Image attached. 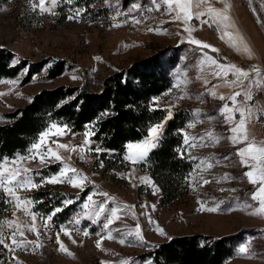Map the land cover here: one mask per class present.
I'll list each match as a JSON object with an SVG mask.
<instances>
[{"label": "rangeland", "instance_id": "rangeland-1", "mask_svg": "<svg viewBox=\"0 0 264 264\" xmlns=\"http://www.w3.org/2000/svg\"><path fill=\"white\" fill-rule=\"evenodd\" d=\"M96 1L89 11L73 7V2L66 0L53 9L55 14H39L32 10L29 0H0V46L13 50L33 65L47 59L65 60L68 63L63 74L56 79H49L45 69L27 83L24 82L25 72L14 79H0V124L6 123V113L25 106L43 90L68 85L87 86L91 91L99 92L107 77L130 68L136 61L159 50L168 49V54H178L169 72L172 84L169 90L155 99V106L165 111L171 108L173 115L179 110H189L184 133H187L190 142L192 137H206L208 132H214L221 139L219 143L212 144L206 137L203 144L197 140L195 147L184 145L194 163L191 173L195 171L196 179L193 180L189 175L186 194L179 201L162 206L161 189L152 179L147 163L151 153L159 147L146 160L133 164L124 160L127 149L122 155L105 152L92 140L93 135L88 137L86 133L93 131L92 125L82 133L69 132L63 137H50L49 145L53 148L54 140L69 145H83L85 140H89L92 149L100 148L102 151L70 153L61 149L59 152L64 163L46 161L45 165H41L37 159L25 161L23 166L32 169L35 181L40 183L41 177L58 174L66 163L87 176L83 191L67 182L45 183L38 189L22 190L18 195L34 200L32 195L35 192L49 189L56 193L74 195L75 199L83 194L85 197L70 220L56 225L52 219L48 221V228L43 227L41 217L46 218L50 214L36 210V203L31 205L30 210L39 214L36 223L41 235L37 240L34 232L27 231V226L31 224L30 217L22 210H15L14 204L9 203V198L0 191V224L4 220L16 221L24 231V236L18 235V239H27L41 245L38 248H17L14 251L0 245V264H119L121 260H127L129 264H154L152 260L142 258V255L173 238L194 235L215 239L234 237V255L224 264H264V214H252L258 207V203L250 199L254 186L243 176L248 169L237 163L238 157L235 155L236 147L243 145L233 146L226 138L230 135L227 131L229 125L223 123L219 114V108L225 102L230 106L231 103L220 101L210 94L212 86L221 81L210 74L207 63L200 64L204 59L201 50L188 42V33L184 31L183 23L165 14L163 7L159 12L149 13L146 8L150 6L151 0ZM133 3L140 4L141 9L129 12ZM210 3L216 8L223 7V0H210ZM228 3L231 5L229 15L234 22V29L230 30L243 37L251 49V57L221 39V33L214 25L193 20L189 25L195 28L191 33L192 38L217 49L216 52L204 49L203 53L219 62L235 64L244 69L258 66L264 74V0H228ZM77 8L82 10L80 14L75 15L74 19H68ZM117 11L125 15L117 17ZM133 17L141 22H132ZM177 83L179 87H176ZM235 90L238 89H215L217 97H227ZM257 93H261L262 98L253 100ZM253 99L249 103L255 109H264V90L254 89ZM236 118L239 119L238 114ZM171 119L167 120L164 132ZM190 123L195 126L188 127ZM248 130L251 137L264 141V115L259 119L254 117L248 124ZM104 153L120 168L106 171L105 163L100 160ZM225 156L228 159H223ZM208 157L215 158L208 161L212 163V168L208 169L203 164L198 169L197 164ZM101 162L103 167L100 166ZM54 166L57 167L55 171L52 170ZM36 172L40 174L35 175ZM201 177L209 183L203 184ZM141 178H146L150 183L142 182ZM191 184L196 185L195 190ZM100 192L107 193V197L97 194ZM89 195L97 203L103 202L108 209L119 207L120 219L111 226L114 239H107V232L102 227L105 222L103 215L99 221L84 218L82 205ZM198 201L204 202L206 207H216L217 210L212 212L202 209ZM77 218H80L78 225L74 224ZM137 224L140 225L143 241L135 236H126L125 243L121 244V235L134 231ZM60 228H68L71 232V238L63 233L59 237L73 254L71 256L59 251L56 233ZM159 229L163 230V234ZM10 231L4 229L6 237ZM84 232H88V235L85 236ZM102 236L105 238L101 248H97V241ZM72 240L76 243H72ZM246 242H250L248 253L240 254L238 247ZM6 243L11 241L6 239Z\"/></svg>", "mask_w": 264, "mask_h": 264}, {"label": "trees", "instance_id": "trees-1", "mask_svg": "<svg viewBox=\"0 0 264 264\" xmlns=\"http://www.w3.org/2000/svg\"><path fill=\"white\" fill-rule=\"evenodd\" d=\"M72 2L73 7L89 11L97 1ZM177 57V53L168 54V49L159 50L107 77L99 92H93L87 86L68 85L43 90L25 106L4 115L6 123L0 124V157L26 154L31 143L53 122L67 124L71 133H82L92 125V140L105 152L122 155L128 143L142 141L150 125L165 119L166 111L157 108L154 100L170 89L169 72ZM67 66L65 60L55 59L33 65L13 50L0 46V79H14L25 72L24 82L27 83L43 69L49 79H56ZM189 115L187 109L173 115L159 148L147 160L150 175L162 192V206L179 201L188 191V178L194 163L185 151L183 134ZM180 151L184 153L183 158ZM100 160L105 163L106 171L120 168L106 153ZM56 169V166L52 167V170ZM32 197L36 210L42 213L51 214L55 208H62L53 217L54 223L59 225L75 215L85 195L75 199L74 195L46 189L35 192ZM66 199L75 200L65 206ZM233 239L202 235L176 237L142 258L152 260L154 264H224L234 255Z\"/></svg>", "mask_w": 264, "mask_h": 264}, {"label": "snow or ice", "instance_id": "snow-or-ice-1", "mask_svg": "<svg viewBox=\"0 0 264 264\" xmlns=\"http://www.w3.org/2000/svg\"><path fill=\"white\" fill-rule=\"evenodd\" d=\"M69 3L72 0H68ZM30 6L33 11H38L39 14L51 13L53 9L59 7L63 0H29ZM141 5L133 3L129 12L138 11L141 9ZM163 7L165 14L172 17L174 21H180L184 25V31L188 33V42L190 44L198 46L201 50L204 59L200 61L201 65L207 63L210 74L217 78L221 83L214 84L212 86L213 90L211 95L218 98L220 101H230L231 106L228 102H225L222 107L219 108V114L223 118V123L229 125L227 131L230 133L226 138L232 143L233 146L243 145L242 147H236L235 155L238 157L237 163L246 169L243 176L247 178V181L254 186V190L251 193L250 199L258 203V207L252 214H264V141H257L248 130V124L255 117L259 119L261 115H264V109H255L249 102L253 99V90L261 89L264 90V74L258 66H253L250 69H244L235 64L221 63L213 57L203 53L204 49H211L213 52L218 51L213 48L210 44L202 42L198 39H194L191 36L192 31L195 30L194 27H189L190 23L195 20L199 21L201 24H207L209 26H215L216 30L221 33V39H225L227 43L237 51H242L251 57V49L248 47L247 43L244 41L243 37L236 31L230 30L234 29V22L231 20L229 11L231 5L228 0H223V7L216 8L210 3V0H151V4L146 8V11L151 13L153 11L159 12ZM82 10L76 9L74 15H69L68 19H74L75 15H79ZM125 15L124 12L117 11L116 16ZM148 17H145L147 19ZM115 19V17H114ZM132 22L140 23L141 21L132 18ZM149 31H158L155 29H149ZM98 59V58H97ZM232 79H229V77ZM74 79L76 77H73ZM208 81L205 80V84ZM177 83L176 87H179ZM221 87H228L232 89H238L233 91V93L227 97L224 95H219L217 97V92L215 89ZM184 98V97H180ZM241 98V99H238ZM154 103L156 101L154 100ZM155 110V109H153ZM167 118L161 122L154 123L147 128V134L145 138L137 143H128L126 145L127 154L124 156V160L130 161L133 164L139 163L147 159L149 154L159 147L163 136H164V126L168 119L173 116L171 108L166 109ZM239 115V119L236 115ZM194 123H190L188 127H194ZM70 132V128L67 124H58L56 122L51 123L46 127V130L42 131L38 138L31 143L28 149L27 155L17 154L14 157H0V191L6 194L9 198V203L14 204V209L19 211L22 210L24 214L31 219V224L27 226V231L34 232L37 236V240L41 235L40 230L37 226L38 213L30 210V206L35 203L29 197H21L18 195L19 192L30 191L33 189H38L42 184H62L67 182L72 187L80 189L83 191L86 182L88 180L87 176L81 174L77 169L72 168L70 165L64 164L58 174H53L50 177H41V182L37 183L34 179L33 170L24 167L23 162L29 160H39L41 165H45L46 161L61 162L64 163V158L60 155L59 150L63 149L68 152H101L102 149L95 148L92 149L89 140H85L83 145H69L67 143H59L58 141H52L55 148L49 145V138L52 136L63 137ZM88 137L94 135L93 131L86 133ZM183 144L189 147H195L197 140L202 144L205 138H208V142L215 144L219 143L221 137L216 135L214 132H208L205 136L192 137L191 142L188 138L187 133H184ZM180 156L183 158L184 153L179 152ZM195 159V158H193ZM214 157H208L200 164H197V168H201L203 164L207 165V168H212V163L208 161L214 160ZM223 159H228L227 156ZM103 167V163L100 164ZM36 172L35 175H39ZM192 179H196L195 171L190 173ZM231 177H225V179H230ZM203 184H208L207 179H203ZM142 182H148L146 178H141ZM193 190H195L196 185L191 184ZM101 196L107 197V193H97ZM202 209L207 211H216V207H206L205 203L198 201ZM65 206L74 203L73 200L68 199L64 202ZM251 207V205H247ZM85 210L83 213L84 218L92 219L94 221H99L100 217L103 215L105 217V222L102 227L107 232V239H114L112 236L111 226L115 221L120 219L118 212L119 207L108 209L103 202L97 203L93 200V196L89 195L87 201L82 205ZM154 207V206H153ZM62 211V208L57 207L54 211L48 215L46 218L41 217L43 220V227L48 228V221H51L56 213ZM151 222V218L149 217ZM80 218L74 221V224H79ZM4 229L11 230L7 237L5 236ZM79 231V229H77ZM119 231V229H117ZM160 233L163 234V230L159 229ZM60 233L71 238V232L68 228H60L56 233L57 243L59 244V251L66 253L67 255H73L65 247L64 243L60 241ZM85 236L88 232L83 233ZM24 236V231L21 225L13 220H4L3 224H0V245L4 248L14 251L17 248L27 250L29 247L38 248L41 245L38 242L28 241L27 239H18ZM126 236H135L138 240L143 241V236L141 235L140 225L137 224L134 231H128L123 233L119 239L121 244L125 243ZM105 237L102 236L101 240L97 241V248H101L102 241ZM6 239H9L11 243H6ZM72 243H76L72 240ZM250 247V242H246L238 247V252L240 254H247ZM103 250V249H102ZM103 264V262H102ZM119 264H129L127 260H121ZM150 264V262H149Z\"/></svg>", "mask_w": 264, "mask_h": 264}, {"label": "built area", "instance_id": "built-area-1", "mask_svg": "<svg viewBox=\"0 0 264 264\" xmlns=\"http://www.w3.org/2000/svg\"><path fill=\"white\" fill-rule=\"evenodd\" d=\"M262 98V94L261 93H257L255 96H254V99L253 100H256V99H261ZM241 99V98H240Z\"/></svg>", "mask_w": 264, "mask_h": 264}]
</instances>
